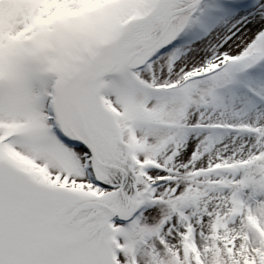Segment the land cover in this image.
<instances>
[{
	"label": "snow or ice",
	"instance_id": "obj_1",
	"mask_svg": "<svg viewBox=\"0 0 264 264\" xmlns=\"http://www.w3.org/2000/svg\"><path fill=\"white\" fill-rule=\"evenodd\" d=\"M0 264H264V0H0Z\"/></svg>",
	"mask_w": 264,
	"mask_h": 264
}]
</instances>
